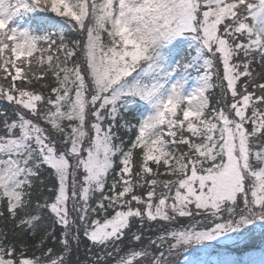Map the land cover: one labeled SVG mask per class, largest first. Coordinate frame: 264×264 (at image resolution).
Returning a JSON list of instances; mask_svg holds the SVG:
<instances>
[{"label": "snow or ice", "instance_id": "1", "mask_svg": "<svg viewBox=\"0 0 264 264\" xmlns=\"http://www.w3.org/2000/svg\"><path fill=\"white\" fill-rule=\"evenodd\" d=\"M0 264H264V0H0Z\"/></svg>", "mask_w": 264, "mask_h": 264}, {"label": "trees", "instance_id": "2", "mask_svg": "<svg viewBox=\"0 0 264 264\" xmlns=\"http://www.w3.org/2000/svg\"><path fill=\"white\" fill-rule=\"evenodd\" d=\"M4 225L2 223H0V227H3Z\"/></svg>", "mask_w": 264, "mask_h": 264}]
</instances>
